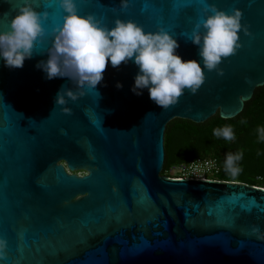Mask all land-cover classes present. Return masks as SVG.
Instances as JSON below:
<instances>
[{"label":"water","instance_id":"95a60500","mask_svg":"<svg viewBox=\"0 0 264 264\" xmlns=\"http://www.w3.org/2000/svg\"><path fill=\"white\" fill-rule=\"evenodd\" d=\"M22 2L0 0V31ZM29 2L49 14L45 35L22 67L0 59V264H264L263 187L160 174L170 119L232 117L264 84V0H128L123 10L120 0H75L79 15L109 27L119 17L168 31L181 58L197 61L187 37L202 8L241 11L240 47L218 69L201 65L195 94L185 89L167 108L147 89L130 90L131 60L108 64L95 88L57 105L58 90L76 92V84L46 79L35 65L47 59L48 33L64 13L56 0Z\"/></svg>","mask_w":264,"mask_h":264},{"label":"clouds","instance_id":"9594fccd","mask_svg":"<svg viewBox=\"0 0 264 264\" xmlns=\"http://www.w3.org/2000/svg\"><path fill=\"white\" fill-rule=\"evenodd\" d=\"M56 3L64 13L62 23L52 26L48 33L52 39L47 59L35 66L45 73L46 79L68 77L76 84V92L58 90L55 103L61 106L67 103L65 97L75 101L84 95V89L95 88L108 64L118 67L131 60L138 71L130 90L141 95L147 89L151 101L167 108L178 102L185 89L195 94L204 80L202 66L208 71L218 69L222 59L240 47L238 31L242 13L235 8L230 12L214 4L202 8L203 19L193 25L187 37L198 46L200 60L197 61L182 59L176 51L177 40L162 28L145 31L134 20L119 17L109 27L94 14L79 15L75 0H56ZM127 5L128 0H120L122 10ZM48 15L46 10L38 12L29 0H23L9 19L8 30L0 31V59L5 67L20 68L25 59L31 58L34 42L45 35L42 21ZM116 86L121 87L118 82ZM63 111L70 112V109L63 107ZM260 131L264 138V129ZM213 134L225 140L234 139L231 126L216 128ZM241 158L240 152L227 153L224 170L233 177L238 175L237 162ZM6 243L0 238V259L5 258Z\"/></svg>","mask_w":264,"mask_h":264},{"label":"trees","instance_id":"16d2710c","mask_svg":"<svg viewBox=\"0 0 264 264\" xmlns=\"http://www.w3.org/2000/svg\"><path fill=\"white\" fill-rule=\"evenodd\" d=\"M223 126L232 127L233 140L213 134L214 129ZM261 129H264V84L254 88L241 111L232 117L222 118L217 112L202 122L174 117L164 128L161 175L171 177L164 173L170 163L196 157H214L219 166L216 179L264 188V138ZM237 152L242 153V158L237 162L240 172L233 177L224 170V160L227 153Z\"/></svg>","mask_w":264,"mask_h":264},{"label":"built area","instance_id":"2783aa9c","mask_svg":"<svg viewBox=\"0 0 264 264\" xmlns=\"http://www.w3.org/2000/svg\"><path fill=\"white\" fill-rule=\"evenodd\" d=\"M164 171L175 173L171 176L173 178L218 180L215 175L219 171V166L214 157H196L183 162L170 163Z\"/></svg>","mask_w":264,"mask_h":264},{"label":"rangeland","instance_id":"374dc122","mask_svg":"<svg viewBox=\"0 0 264 264\" xmlns=\"http://www.w3.org/2000/svg\"><path fill=\"white\" fill-rule=\"evenodd\" d=\"M80 172H82V171H80ZM164 173H165V174H167V175H170V176H172L173 174H175V173H173V174H172V173H170V172H167V171H166V172H164ZM160 174H161V171H160Z\"/></svg>","mask_w":264,"mask_h":264},{"label":"flooded vegetation","instance_id":"af4514ba","mask_svg":"<svg viewBox=\"0 0 264 264\" xmlns=\"http://www.w3.org/2000/svg\"><path fill=\"white\" fill-rule=\"evenodd\" d=\"M76 173H77V174H83V173H84V171H82V172H78V171H77Z\"/></svg>","mask_w":264,"mask_h":264},{"label":"snow or ice","instance_id":"6c2138e0","mask_svg":"<svg viewBox=\"0 0 264 264\" xmlns=\"http://www.w3.org/2000/svg\"><path fill=\"white\" fill-rule=\"evenodd\" d=\"M186 3H190V2H187V0H186Z\"/></svg>","mask_w":264,"mask_h":264}]
</instances>
